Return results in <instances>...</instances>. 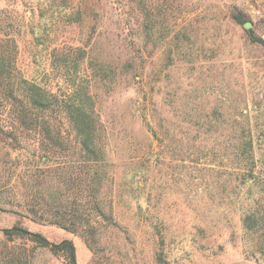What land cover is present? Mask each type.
Returning a JSON list of instances; mask_svg holds the SVG:
<instances>
[{
	"label": "rangeland",
	"instance_id": "obj_1",
	"mask_svg": "<svg viewBox=\"0 0 264 264\" xmlns=\"http://www.w3.org/2000/svg\"><path fill=\"white\" fill-rule=\"evenodd\" d=\"M249 33L264 39V0H0V49L15 40L18 75L61 84L51 46L87 51L78 75L90 79L116 221L95 227L94 252L28 215L17 205L39 162L30 142L14 150L0 133V264H71L6 238L14 225L71 241L74 264H264V48ZM7 108L0 100L6 134ZM60 129L72 134L63 118ZM245 140L260 177L240 183Z\"/></svg>",
	"mask_w": 264,
	"mask_h": 264
},
{
	"label": "trees",
	"instance_id": "obj_2",
	"mask_svg": "<svg viewBox=\"0 0 264 264\" xmlns=\"http://www.w3.org/2000/svg\"><path fill=\"white\" fill-rule=\"evenodd\" d=\"M71 13H64L59 18H67ZM231 18L235 23H244L241 11H233ZM248 36L250 41L264 48V39L251 33ZM86 52L81 45L51 46L53 78L63 77L61 84L58 81L53 84L46 79L18 75L15 40L1 46L0 100L7 104L12 119L8 134L3 129L0 133L11 139L14 150L22 148L20 143L30 142L32 161L39 162V165L30 166L20 194L22 203L17 206L32 218L78 232L95 252L101 247V238L95 227H113L116 221L112 210L113 175L105 160L90 79L78 75L79 63L84 60ZM62 118L67 121L71 135L62 134ZM240 148L248 152L247 163L238 173L240 183L245 179L259 178L251 154V141L240 142ZM69 154L75 156L68 158ZM36 156L44 157L45 161L40 162V157L38 161L34 160ZM103 198L108 199L107 205ZM2 234L6 238L29 240L53 253H61L65 260L75 263V249L69 240L52 243L39 233L18 225L3 229ZM16 261L22 262L20 259Z\"/></svg>",
	"mask_w": 264,
	"mask_h": 264
},
{
	"label": "water",
	"instance_id": "obj_3",
	"mask_svg": "<svg viewBox=\"0 0 264 264\" xmlns=\"http://www.w3.org/2000/svg\"><path fill=\"white\" fill-rule=\"evenodd\" d=\"M243 26H244L245 28L249 29L250 26H251L250 21H245V22L243 23Z\"/></svg>",
	"mask_w": 264,
	"mask_h": 264
}]
</instances>
